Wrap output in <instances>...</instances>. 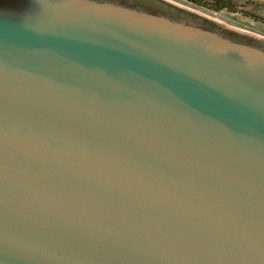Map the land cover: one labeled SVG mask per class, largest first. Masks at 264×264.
Masks as SVG:
<instances>
[{
	"label": "water",
	"instance_id": "95a60500",
	"mask_svg": "<svg viewBox=\"0 0 264 264\" xmlns=\"http://www.w3.org/2000/svg\"><path fill=\"white\" fill-rule=\"evenodd\" d=\"M0 264H264V35L0 0Z\"/></svg>",
	"mask_w": 264,
	"mask_h": 264
},
{
	"label": "rangeland",
	"instance_id": "374dc122",
	"mask_svg": "<svg viewBox=\"0 0 264 264\" xmlns=\"http://www.w3.org/2000/svg\"><path fill=\"white\" fill-rule=\"evenodd\" d=\"M200 9L230 25L264 35V0H228V8L210 9L189 0H173ZM204 2V0H200Z\"/></svg>",
	"mask_w": 264,
	"mask_h": 264
},
{
	"label": "trees",
	"instance_id": "16d2710c",
	"mask_svg": "<svg viewBox=\"0 0 264 264\" xmlns=\"http://www.w3.org/2000/svg\"><path fill=\"white\" fill-rule=\"evenodd\" d=\"M195 2L199 5H204L210 9L219 10L221 8H228V0H204L205 3L200 2V0H189Z\"/></svg>",
	"mask_w": 264,
	"mask_h": 264
}]
</instances>
